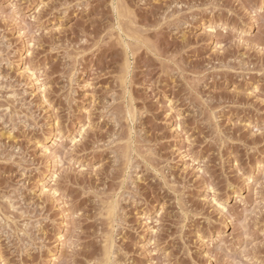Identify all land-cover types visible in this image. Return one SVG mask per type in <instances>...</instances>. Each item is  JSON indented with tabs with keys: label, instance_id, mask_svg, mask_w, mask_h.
Here are the masks:
<instances>
[{
	"label": "rangeland",
	"instance_id": "1",
	"mask_svg": "<svg viewBox=\"0 0 264 264\" xmlns=\"http://www.w3.org/2000/svg\"><path fill=\"white\" fill-rule=\"evenodd\" d=\"M0 264H264V0H0Z\"/></svg>",
	"mask_w": 264,
	"mask_h": 264
}]
</instances>
